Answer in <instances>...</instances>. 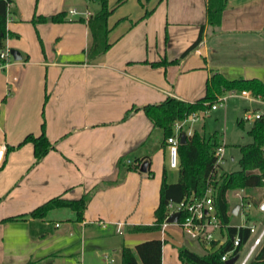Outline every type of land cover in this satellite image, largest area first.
<instances>
[{
    "label": "crops",
    "instance_id": "0c3cea01",
    "mask_svg": "<svg viewBox=\"0 0 264 264\" xmlns=\"http://www.w3.org/2000/svg\"><path fill=\"white\" fill-rule=\"evenodd\" d=\"M91 2L97 1L9 5L7 27L17 35L8 36L6 47L19 50L22 59L0 66V262L49 257L55 264H122L124 246L162 239V264H183L179 246L204 254L210 244L192 239L176 223L155 231L128 229L155 221L164 167L169 182L178 180L179 167L169 165L163 129L143 109L123 117L134 106L167 96L196 101L214 72L264 79V0H228L215 31L208 24L207 0L140 1L120 14L113 11L111 48L94 58L88 54L91 29L79 20L98 10ZM61 11L67 13L64 21H32ZM202 26L203 41L180 58ZM163 57L180 61L151 65ZM43 124L56 148L34 165L33 143L18 144L29 133L40 135ZM138 161H147L152 174L134 169ZM86 193L90 199L81 221L69 207L52 209L43 219L1 221L55 196L78 199ZM259 204L251 202L244 222L234 224L256 229L235 264L248 254L264 256V235L252 250L254 240L250 243L264 229ZM213 233L214 239H226L225 230Z\"/></svg>",
    "mask_w": 264,
    "mask_h": 264
},
{
    "label": "trees",
    "instance_id": "16d2710c",
    "mask_svg": "<svg viewBox=\"0 0 264 264\" xmlns=\"http://www.w3.org/2000/svg\"><path fill=\"white\" fill-rule=\"evenodd\" d=\"M100 3V8L90 15L88 19L81 17L79 20L87 21L91 29L92 43L88 49L91 58L105 53L111 48L109 41V17L116 6L124 0H118L116 6H109L108 0H95ZM149 1V0H146ZM228 0H207V20L208 24L214 29L220 26L223 11ZM12 0H0V66L7 60L1 57V51L6 47L8 36L17 34L10 32L7 27L9 5ZM152 10L145 13L142 18L147 17ZM66 11H61L49 16L35 15L33 23L37 22H61L66 20ZM204 39V26L201 27L196 40L182 53L180 58L185 57L189 52L199 46ZM180 58L168 60L163 57L159 61L152 62L153 66H168L169 64L179 63ZM248 90L256 96L264 98V79L257 77L229 78L221 72H214L206 83V93L196 101H186L173 96H167L158 103H148L141 107L134 106L128 109L123 120L128 119L135 110L143 109L148 118L157 127L163 129L164 141L174 132L173 124L177 120L186 118L188 115L207 110L218 100L219 96L227 91L242 92ZM243 125V119L239 120ZM252 141L239 146L241 157L239 159V169L232 171H223L220 173L216 169L215 149L221 144L217 131L211 135H206L204 129L201 131L195 129L192 135L187 137L185 143L179 144V177L176 182H169L167 178V169L164 167L163 178L160 187L159 204L154 211L155 221L151 224H139L128 227L129 231H155L163 227V223L170 212L168 207L170 201L175 203L183 199L202 198L207 190L213 189L217 216L222 227L220 231H226V239H212L208 252L201 254L189 247L182 245L178 247V255L183 264H227L223 256L230 251L229 258L240 256L244 246L250 240V226L234 225L231 223L232 209L229 203V191L241 188L246 192H251L258 188H264V116L255 120L248 130ZM31 142L34 145V165L38 164L45 155L56 148L46 133L45 124H43L40 135L29 133L18 144ZM15 146L8 145V150ZM135 165L134 169H140L141 162ZM130 168H132L130 166ZM152 174L148 167L146 171ZM90 193H86L78 199H69L62 196H55L35 207L28 213L10 215L1 221H12L31 218L43 219L55 208L69 207L76 213V220L83 219V213L88 205ZM262 198L254 201L258 205ZM182 219V216H181ZM239 237V244L235 245V237ZM162 239H150L137 243L134 247L124 246L122 248V264H162L163 260ZM51 256H54L52 254ZM239 260V258H238ZM237 260V261H238ZM237 261L235 263H237ZM234 263V264H235ZM0 264H15L0 262ZM20 264H55L49 257L47 259L29 260ZM246 264H264V256L260 258L248 259Z\"/></svg>",
    "mask_w": 264,
    "mask_h": 264
},
{
    "label": "built area",
    "instance_id": "2783aa9c",
    "mask_svg": "<svg viewBox=\"0 0 264 264\" xmlns=\"http://www.w3.org/2000/svg\"><path fill=\"white\" fill-rule=\"evenodd\" d=\"M71 12H75V10L72 9ZM1 57L7 60L2 65H7L11 61L13 56L10 53L9 47H5L1 51ZM230 92L231 95L236 94L248 99L252 103L257 102L258 104L259 103L261 104V107L258 108L253 107L246 110L243 116L244 120L255 121L261 118L262 116H264V98L260 96L252 95L251 92L248 90H243L240 93H237L235 91H230ZM227 98H228L227 95L225 94L221 95L210 109L196 111L188 115L186 118L174 122L173 124L174 132L169 136H167L166 138V149L168 151L169 165L171 167L179 166V144L181 142L180 136L182 132H185L187 134V137L189 135H192L194 132L193 123L197 122L202 115L208 113L211 109H217L219 106H222ZM0 115H1V108H0ZM215 155L217 157L216 169L219 171L225 162V144L222 143L215 149ZM168 207L170 209V212L167 215L166 219L172 213L179 212L180 213L179 219L175 223L183 230L185 234H187L196 241L205 242L209 244L210 241L214 239L213 231L216 229H220L222 227L221 222L217 216L215 198L213 196V189L211 187L207 190L206 194L202 198L192 197L191 199H183L178 203L170 201ZM259 208L260 210L264 211V199L259 204ZM166 219L163 223V228L169 225ZM250 228H251V233L256 232L254 226H250ZM263 235H264V229L258 232L252 244L251 250L258 243H260ZM238 244H239V237L236 236L235 245ZM231 252L232 251L225 254L223 256V259L224 260L229 259V254ZM248 259H249V254L240 262V264H246Z\"/></svg>",
    "mask_w": 264,
    "mask_h": 264
},
{
    "label": "rangeland",
    "instance_id": "374dc122",
    "mask_svg": "<svg viewBox=\"0 0 264 264\" xmlns=\"http://www.w3.org/2000/svg\"><path fill=\"white\" fill-rule=\"evenodd\" d=\"M117 1L118 0H108L109 6H116ZM140 1L144 2L145 4H151L153 2V0L152 2H150V0L149 3H146V0H128L127 4H125L121 10H118L119 5L116 6L114 12L116 11L117 14H120V11H123L127 8L136 7ZM91 8H93L92 10L99 9L100 3L91 2ZM185 87H187V85ZM251 94L254 95L252 92ZM227 96L228 98L222 106H219L217 109H211L208 113L202 115L197 122L193 123L194 130L197 129L201 131L204 129L206 135H211L217 131L219 134L220 143L225 144V162L223 167L219 170L220 173L223 171L239 169V159L241 157L239 146L252 141V137L249 135L248 130L254 122L250 120H244V112L253 107H261L260 103H252L248 99L236 94L229 95V93H227ZM240 119H243V125L239 124ZM232 156H234V160H232ZM228 196L231 209H234V207L239 205L238 213H232L231 217V223L237 224L239 222H244L245 219L243 217H247L248 205L251 202L254 203V201L258 200L259 198L264 197V188H258L251 192H246L241 188L232 189L229 191ZM59 216L63 217L65 215L60 214ZM59 216L57 218H59ZM258 232L259 231L254 234V237L258 234ZM253 240L254 238L250 243H252ZM249 247L250 245H248L246 249H249Z\"/></svg>",
    "mask_w": 264,
    "mask_h": 264
},
{
    "label": "water",
    "instance_id": "95a60500",
    "mask_svg": "<svg viewBox=\"0 0 264 264\" xmlns=\"http://www.w3.org/2000/svg\"><path fill=\"white\" fill-rule=\"evenodd\" d=\"M10 53L13 56V59H15V60L22 59V55L19 52V50L15 49V48H12V49H10ZM186 140H187V134L185 132H182V134L180 136L181 143H185ZM140 170L143 171V172H146L148 170V162L147 161H144L142 163V165L140 167ZM238 211H239V205L234 207V209L232 210V213L233 214H237ZM179 215H180L179 212H174L166 219V221L168 223H175V222L178 221ZM238 258H239V256L231 257V258L227 259L226 263L227 264H234L238 260Z\"/></svg>",
    "mask_w": 264,
    "mask_h": 264
}]
</instances>
